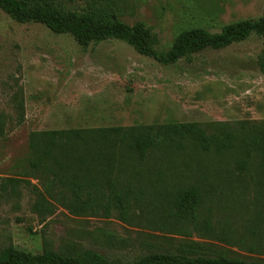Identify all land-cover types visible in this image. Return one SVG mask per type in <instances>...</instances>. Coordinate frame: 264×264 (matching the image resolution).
Here are the masks:
<instances>
[{
    "label": "rangeland",
    "instance_id": "374dc122",
    "mask_svg": "<svg viewBox=\"0 0 264 264\" xmlns=\"http://www.w3.org/2000/svg\"><path fill=\"white\" fill-rule=\"evenodd\" d=\"M108 4L116 17L142 22L166 51L184 29L219 32L224 24L264 16V0H69L77 11ZM262 39L256 33L221 49L207 48L164 64L109 38L80 46L67 33L20 23L0 9V253L12 246L31 254L91 249L116 264L154 252L227 256L264 264V161L240 167L245 140L264 138ZM196 122L210 147L186 139L161 143L143 158L117 152L115 191L125 199L80 215L53 199L52 213L34 208L37 191L61 186L33 167L30 134L75 128H133ZM236 135L228 149L211 136ZM195 186V218H180L174 202ZM105 186V196L113 190ZM47 198V197H46Z\"/></svg>",
    "mask_w": 264,
    "mask_h": 264
},
{
    "label": "trees",
    "instance_id": "16d2710c",
    "mask_svg": "<svg viewBox=\"0 0 264 264\" xmlns=\"http://www.w3.org/2000/svg\"><path fill=\"white\" fill-rule=\"evenodd\" d=\"M69 0H0V9L13 20L25 23L36 22L45 25L54 33L70 34L76 42L86 47L91 42L109 38L123 40L138 53L155 58L161 63H174L204 49H221L232 43L247 39L256 33L262 39V56L259 67L264 72V16L224 24L219 32H210L204 27L181 30L166 51L155 49L156 36L142 22L128 25L120 21L108 4H93L89 9L77 11L65 6ZM1 120V117H0ZM2 128H0V132ZM186 139L199 143L203 150L210 147V139L196 122H167L133 128L102 127L45 130L33 132L29 148L34 158L29 163L61 186L53 193L37 191L34 208L52 213L53 199L71 214L80 215L99 208L109 211L111 202L115 207H124L125 202L115 191L111 180V162L117 152L128 151L143 158L150 148L168 143L183 147ZM236 135L225 132L221 137L211 136V147L228 149ZM246 158L240 167L248 168L252 158L260 156L264 161V138L252 135L243 145ZM264 173V164L260 165ZM113 188L108 196L103 189ZM47 197V198H46ZM49 198V199H48ZM107 198H111L110 201ZM200 201L199 190L191 186L179 192L175 198V214L180 218H195ZM126 203V202H125ZM0 264H116L102 254L84 249L76 254H62L46 248L40 254L18 250L9 246L0 253ZM131 264H259L227 256H187L154 252L146 254Z\"/></svg>",
    "mask_w": 264,
    "mask_h": 264
}]
</instances>
